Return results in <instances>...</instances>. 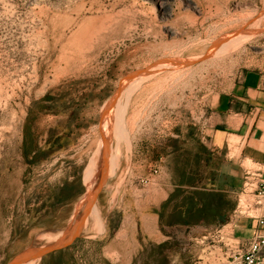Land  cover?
<instances>
[{
	"label": "rangeland",
	"instance_id": "rangeland-1",
	"mask_svg": "<svg viewBox=\"0 0 264 264\" xmlns=\"http://www.w3.org/2000/svg\"><path fill=\"white\" fill-rule=\"evenodd\" d=\"M252 69L264 0H0V264H239L221 195L157 230L147 182L222 185L216 100Z\"/></svg>",
	"mask_w": 264,
	"mask_h": 264
},
{
	"label": "crops",
	"instance_id": "crops-1",
	"mask_svg": "<svg viewBox=\"0 0 264 264\" xmlns=\"http://www.w3.org/2000/svg\"><path fill=\"white\" fill-rule=\"evenodd\" d=\"M214 116L216 120L209 129L211 150L221 154L228 142L226 158L219 174L223 180L222 185L217 186V180L212 177L206 183L204 177L189 182L187 179L175 180L171 175L161 178L152 175L147 185L156 186V190L161 192V200L157 206L152 204L147 217L151 216L157 221V230L207 226L213 222L211 219L199 215L191 217L188 210L194 206L201 208L203 195L209 200L210 206V200L214 199L213 206L216 210V199L221 195L225 199V207L221 213L226 222L223 226H230L233 240L239 243L252 236L257 227L255 216L264 214V208H260L255 216L241 215L230 222V215L237 205L234 206V193L239 192L243 183V165L251 162L264 165V69L248 70L228 90L220 93ZM231 137L238 139L239 152L235 159L233 156L228 158L231 153ZM147 197L150 199V192ZM175 215L178 216L174 219ZM150 229L154 237L156 228L154 225L149 227L147 223V230Z\"/></svg>",
	"mask_w": 264,
	"mask_h": 264
},
{
	"label": "built area",
	"instance_id": "built-area-1",
	"mask_svg": "<svg viewBox=\"0 0 264 264\" xmlns=\"http://www.w3.org/2000/svg\"><path fill=\"white\" fill-rule=\"evenodd\" d=\"M243 171L242 187L237 193V205L230 215V222L241 215L255 216L260 208H264V165L251 162L243 165ZM255 218H257V227L252 236L248 240L239 242L241 244L237 254L239 264L264 262V214L256 215Z\"/></svg>",
	"mask_w": 264,
	"mask_h": 264
},
{
	"label": "water",
	"instance_id": "water-1",
	"mask_svg": "<svg viewBox=\"0 0 264 264\" xmlns=\"http://www.w3.org/2000/svg\"><path fill=\"white\" fill-rule=\"evenodd\" d=\"M188 64V63H187ZM179 65H170V66H164V67H160L158 69L161 70H166V69H171V68H176ZM153 71V67L152 68H146L144 70H138V71H133V72H129L128 74L124 75L120 80L117 81L116 85L119 84L120 82H123L124 80L133 77L135 75L141 74V73H147V72H152ZM82 221V220H81ZM24 263V262H23Z\"/></svg>",
	"mask_w": 264,
	"mask_h": 264
},
{
	"label": "trees",
	"instance_id": "trees-1",
	"mask_svg": "<svg viewBox=\"0 0 264 264\" xmlns=\"http://www.w3.org/2000/svg\"><path fill=\"white\" fill-rule=\"evenodd\" d=\"M187 179V178H186ZM189 182H194V179H191V178H189L188 177V179H187Z\"/></svg>",
	"mask_w": 264,
	"mask_h": 264
},
{
	"label": "bare ground",
	"instance_id": "bare-ground-1",
	"mask_svg": "<svg viewBox=\"0 0 264 264\" xmlns=\"http://www.w3.org/2000/svg\"><path fill=\"white\" fill-rule=\"evenodd\" d=\"M236 35H237V34H236ZM231 36H232V38L234 37V35H231ZM225 37H226V36H225ZM228 40H232L231 37H230V39H228Z\"/></svg>",
	"mask_w": 264,
	"mask_h": 264
}]
</instances>
